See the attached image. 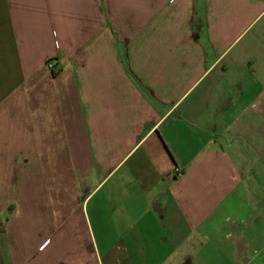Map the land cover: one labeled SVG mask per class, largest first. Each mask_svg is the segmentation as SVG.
Instances as JSON below:
<instances>
[{
    "label": "crops",
    "instance_id": "crops-1",
    "mask_svg": "<svg viewBox=\"0 0 264 264\" xmlns=\"http://www.w3.org/2000/svg\"><path fill=\"white\" fill-rule=\"evenodd\" d=\"M257 176L264 0H0V264H264Z\"/></svg>",
    "mask_w": 264,
    "mask_h": 264
},
{
    "label": "rangeland",
    "instance_id": "rangeland-1",
    "mask_svg": "<svg viewBox=\"0 0 264 264\" xmlns=\"http://www.w3.org/2000/svg\"><path fill=\"white\" fill-rule=\"evenodd\" d=\"M253 182H255L256 184H260V185H264V177L261 176H257Z\"/></svg>",
    "mask_w": 264,
    "mask_h": 264
},
{
    "label": "built area",
    "instance_id": "built-area-1",
    "mask_svg": "<svg viewBox=\"0 0 264 264\" xmlns=\"http://www.w3.org/2000/svg\"><path fill=\"white\" fill-rule=\"evenodd\" d=\"M47 65H48L49 67H51V66H52V63H51V62H48ZM175 173H176V174H179L180 171H175Z\"/></svg>",
    "mask_w": 264,
    "mask_h": 264
}]
</instances>
